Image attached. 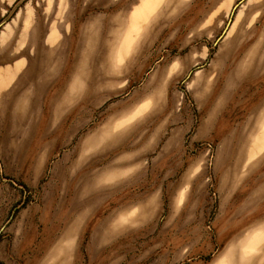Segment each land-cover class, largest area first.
I'll use <instances>...</instances> for the list:
<instances>
[{
    "label": "rangeland",
    "instance_id": "1",
    "mask_svg": "<svg viewBox=\"0 0 264 264\" xmlns=\"http://www.w3.org/2000/svg\"><path fill=\"white\" fill-rule=\"evenodd\" d=\"M166 1L0 0V264H264V0Z\"/></svg>",
    "mask_w": 264,
    "mask_h": 264
},
{
    "label": "crops",
    "instance_id": "2",
    "mask_svg": "<svg viewBox=\"0 0 264 264\" xmlns=\"http://www.w3.org/2000/svg\"><path fill=\"white\" fill-rule=\"evenodd\" d=\"M182 3L183 1L182 0H167L165 3H164V6L159 10V3H158V7L153 11V13L149 16V18L146 20V22L144 23L143 27L141 28L142 30L144 31H147L148 28H146V23L149 22V21H152L154 19H156V17L158 18V16H160V14L162 13L163 10L167 9L168 12H171L173 13L174 10L176 9L175 6L177 5H181L182 6ZM159 10V11H158ZM130 18H131V13L130 15L128 16V27L130 25ZM238 71V69H237ZM238 73V72H236ZM232 80L235 78V76L232 74L229 76Z\"/></svg>",
    "mask_w": 264,
    "mask_h": 264
},
{
    "label": "water",
    "instance_id": "3",
    "mask_svg": "<svg viewBox=\"0 0 264 264\" xmlns=\"http://www.w3.org/2000/svg\"><path fill=\"white\" fill-rule=\"evenodd\" d=\"M238 6V4L235 5V7L233 8V10Z\"/></svg>",
    "mask_w": 264,
    "mask_h": 264
}]
</instances>
